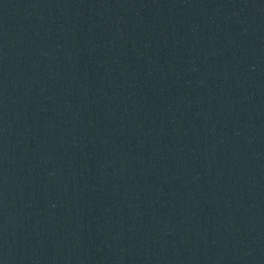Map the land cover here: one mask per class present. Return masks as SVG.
I'll list each match as a JSON object with an SVG mask.
<instances>
[{
  "label": "water",
  "instance_id": "95a60500",
  "mask_svg": "<svg viewBox=\"0 0 264 264\" xmlns=\"http://www.w3.org/2000/svg\"><path fill=\"white\" fill-rule=\"evenodd\" d=\"M0 264H264V0H0Z\"/></svg>",
  "mask_w": 264,
  "mask_h": 264
}]
</instances>
